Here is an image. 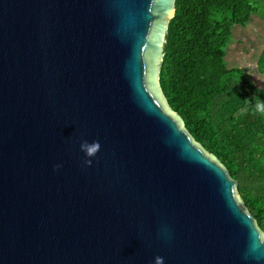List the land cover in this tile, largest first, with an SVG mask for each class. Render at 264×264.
Returning a JSON list of instances; mask_svg holds the SVG:
<instances>
[{"label":"water","instance_id":"obj_1","mask_svg":"<svg viewBox=\"0 0 264 264\" xmlns=\"http://www.w3.org/2000/svg\"><path fill=\"white\" fill-rule=\"evenodd\" d=\"M174 12L0 0V264H264L237 182L160 87Z\"/></svg>","mask_w":264,"mask_h":264},{"label":"trees","instance_id":"obj_2","mask_svg":"<svg viewBox=\"0 0 264 264\" xmlns=\"http://www.w3.org/2000/svg\"><path fill=\"white\" fill-rule=\"evenodd\" d=\"M264 0H175L168 24L160 87L192 138L237 182L244 210L264 234V113L258 87L225 57L234 29L244 27ZM257 68L264 74V51Z\"/></svg>","mask_w":264,"mask_h":264},{"label":"rangeland","instance_id":"obj_3","mask_svg":"<svg viewBox=\"0 0 264 264\" xmlns=\"http://www.w3.org/2000/svg\"><path fill=\"white\" fill-rule=\"evenodd\" d=\"M260 4V2H258ZM244 27H236L225 57L229 68L238 67L249 75L258 87L264 86V75L257 70V59L264 49V5Z\"/></svg>","mask_w":264,"mask_h":264},{"label":"clouds","instance_id":"obj_4","mask_svg":"<svg viewBox=\"0 0 264 264\" xmlns=\"http://www.w3.org/2000/svg\"><path fill=\"white\" fill-rule=\"evenodd\" d=\"M249 75H252L251 73H248ZM255 109L257 112H262L264 113V100L261 99H257V103L255 104ZM86 152L89 155L94 154L98 149H99V141H95L93 144L91 145H84ZM86 164H91L92 161L91 160H87L85 161ZM55 167H59V165L54 166ZM154 264H163V257L161 256H156L154 257Z\"/></svg>","mask_w":264,"mask_h":264},{"label":"crops","instance_id":"obj_5","mask_svg":"<svg viewBox=\"0 0 264 264\" xmlns=\"http://www.w3.org/2000/svg\"><path fill=\"white\" fill-rule=\"evenodd\" d=\"M254 15H257V14H254ZM252 16H253V15H252ZM252 16H251V19H252ZM257 16H258V15H257ZM251 19H250V20H251ZM260 21H261V22H264L263 20H260ZM262 51H264V49L261 50V52L259 53V55L262 53ZM259 55H258V56H259ZM257 70H258V68H257ZM263 75H264V74H263Z\"/></svg>","mask_w":264,"mask_h":264}]
</instances>
